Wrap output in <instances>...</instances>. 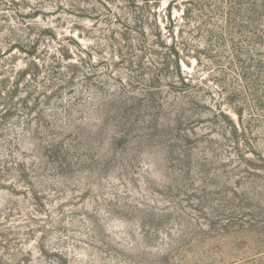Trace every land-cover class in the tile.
<instances>
[{
  "label": "rangeland",
  "instance_id": "1",
  "mask_svg": "<svg viewBox=\"0 0 264 264\" xmlns=\"http://www.w3.org/2000/svg\"><path fill=\"white\" fill-rule=\"evenodd\" d=\"M0 264H264V0H0Z\"/></svg>",
  "mask_w": 264,
  "mask_h": 264
},
{
  "label": "trees",
  "instance_id": "2",
  "mask_svg": "<svg viewBox=\"0 0 264 264\" xmlns=\"http://www.w3.org/2000/svg\"><path fill=\"white\" fill-rule=\"evenodd\" d=\"M174 2V1H173ZM241 62V61H240Z\"/></svg>",
  "mask_w": 264,
  "mask_h": 264
}]
</instances>
